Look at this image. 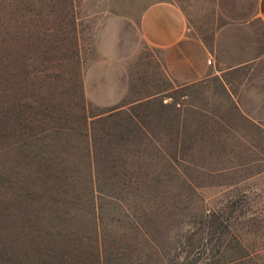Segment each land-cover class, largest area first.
I'll return each instance as SVG.
<instances>
[{
    "label": "rangeland",
    "instance_id": "1",
    "mask_svg": "<svg viewBox=\"0 0 264 264\" xmlns=\"http://www.w3.org/2000/svg\"><path fill=\"white\" fill-rule=\"evenodd\" d=\"M153 1L0 0V264H264L256 0H177L214 54L192 83L141 38Z\"/></svg>",
    "mask_w": 264,
    "mask_h": 264
},
{
    "label": "crops",
    "instance_id": "2",
    "mask_svg": "<svg viewBox=\"0 0 264 264\" xmlns=\"http://www.w3.org/2000/svg\"><path fill=\"white\" fill-rule=\"evenodd\" d=\"M254 17L264 26V0H256ZM250 23V19L229 21L215 31L213 50H216V55H220L219 59L223 65L229 67L228 62L232 64V60H227L223 54L224 45H227L224 42L223 31H227V27H233V25L243 27L242 33L240 30L237 32L233 30L232 35L233 37L236 35L247 36L248 46H251L249 43L251 41ZM137 27L141 38L148 45L163 51L165 72L173 81L192 83L206 77L214 70L212 64L214 54L211 48L190 31L187 16L177 0H155L148 3L139 15ZM231 45L241 47L240 42L236 41H233ZM258 56L246 61L257 59ZM245 62H238L235 65H242Z\"/></svg>",
    "mask_w": 264,
    "mask_h": 264
},
{
    "label": "trees",
    "instance_id": "3",
    "mask_svg": "<svg viewBox=\"0 0 264 264\" xmlns=\"http://www.w3.org/2000/svg\"><path fill=\"white\" fill-rule=\"evenodd\" d=\"M212 225H214L215 228H219L221 227V224L219 223V221L217 220V217H213L209 223V226L211 227ZM212 228V227H211Z\"/></svg>",
    "mask_w": 264,
    "mask_h": 264
}]
</instances>
